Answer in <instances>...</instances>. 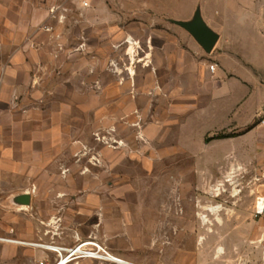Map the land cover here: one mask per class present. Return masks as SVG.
I'll use <instances>...</instances> for the list:
<instances>
[{
    "label": "rangeland",
    "instance_id": "374dc122",
    "mask_svg": "<svg viewBox=\"0 0 264 264\" xmlns=\"http://www.w3.org/2000/svg\"><path fill=\"white\" fill-rule=\"evenodd\" d=\"M86 1L61 0L29 36L27 66L10 72L11 104L0 105V238L22 243L0 241V264H56L58 253L34 245L89 243L129 264H264V113L249 137L211 130L212 109L244 95L229 82L181 132L185 109L208 103L181 72L205 53L174 24L200 5L232 14L231 1L255 19L264 0ZM26 194L29 206L19 201Z\"/></svg>",
    "mask_w": 264,
    "mask_h": 264
},
{
    "label": "crops",
    "instance_id": "0c3cea01",
    "mask_svg": "<svg viewBox=\"0 0 264 264\" xmlns=\"http://www.w3.org/2000/svg\"><path fill=\"white\" fill-rule=\"evenodd\" d=\"M60 5L61 0H0V105L6 100L5 93L10 89L13 78L10 73L12 68L27 66V52L33 45L29 36L37 35L40 27L52 17L55 9ZM229 5L235 12L222 17L219 12L204 13L202 5L198 7L201 8L204 21L220 35V40L210 55L194 40L204 51L205 56L198 54L201 60L197 66L186 67L181 74L189 76L183 79L185 83H195L197 87L202 84V94L208 103L201 109L197 107L193 108V111L185 109L186 112L191 113L181 125V132L188 128L200 110L210 107L212 109L214 99L220 97L229 82H237L241 85L244 95L236 99L231 106H223L220 111L212 109L211 121H215L213 122L215 127L211 130L247 131L244 137H249L262 127L255 121L264 113L260 110L264 108V90L258 85L264 81V5L261 16L255 19L251 16L242 17L234 2H229ZM224 21L228 22L227 27L223 24ZM238 36L243 40L240 45L235 43L239 39ZM206 58L216 62L214 72L211 71L212 65H208ZM254 91L256 94L253 96ZM6 101L11 104L9 99ZM10 109L8 107V110ZM6 113L0 108V115ZM149 130L147 132H150ZM143 134L145 135L146 132L143 131ZM217 142L230 144L232 139ZM160 157H166V152L160 154ZM155 225L157 224H153ZM153 249L156 250V247Z\"/></svg>",
    "mask_w": 264,
    "mask_h": 264
},
{
    "label": "water",
    "instance_id": "95a60500",
    "mask_svg": "<svg viewBox=\"0 0 264 264\" xmlns=\"http://www.w3.org/2000/svg\"><path fill=\"white\" fill-rule=\"evenodd\" d=\"M174 24L189 33L197 44L209 55L212 54L220 40V35L213 31L204 21L201 8L196 10L192 20L174 21ZM19 201L23 205L29 206L31 204V196L28 194L23 195Z\"/></svg>",
    "mask_w": 264,
    "mask_h": 264
},
{
    "label": "built area",
    "instance_id": "2783aa9c",
    "mask_svg": "<svg viewBox=\"0 0 264 264\" xmlns=\"http://www.w3.org/2000/svg\"><path fill=\"white\" fill-rule=\"evenodd\" d=\"M83 6L85 8L89 7V2L86 0H83ZM215 68H216L215 65H212L210 67L212 72L215 71ZM0 241H4V239L0 238ZM87 246H91V247L87 248ZM63 250H64L63 253H67L66 258H68V260L73 259L75 257H83V258H90V259L105 260V261L114 262L117 264H129L119 258H116V257L111 258L110 254L105 249H103L101 246L95 243L82 244L79 247L74 248V249H63Z\"/></svg>",
    "mask_w": 264,
    "mask_h": 264
},
{
    "label": "bare ground",
    "instance_id": "6f19581e",
    "mask_svg": "<svg viewBox=\"0 0 264 264\" xmlns=\"http://www.w3.org/2000/svg\"><path fill=\"white\" fill-rule=\"evenodd\" d=\"M258 209H259V213L260 214H263L264 213V200H260L259 203H258ZM4 241H7V242H12V243H22V242H18V241H12V240H4ZM34 245V244H32ZM36 247H41V248H45L49 251H52V252H55V253H58L60 256H62L61 260H59L56 264H68L69 261H66V257L63 256V252L64 250L63 249H60V248H51V247H47V246H41V245H34ZM110 254V253H109ZM110 257L111 258H114L113 255L110 254Z\"/></svg>",
    "mask_w": 264,
    "mask_h": 264
}]
</instances>
